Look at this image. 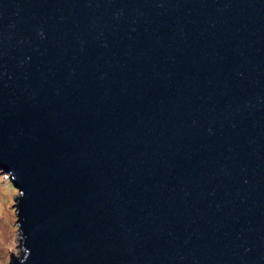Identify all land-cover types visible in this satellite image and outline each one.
<instances>
[{"label":"water","instance_id":"water-1","mask_svg":"<svg viewBox=\"0 0 264 264\" xmlns=\"http://www.w3.org/2000/svg\"><path fill=\"white\" fill-rule=\"evenodd\" d=\"M10 264H264V0H0Z\"/></svg>","mask_w":264,"mask_h":264},{"label":"rangeland","instance_id":"rangeland-1","mask_svg":"<svg viewBox=\"0 0 264 264\" xmlns=\"http://www.w3.org/2000/svg\"><path fill=\"white\" fill-rule=\"evenodd\" d=\"M7 176L0 172V264H10L12 257L23 255L15 208L19 191Z\"/></svg>","mask_w":264,"mask_h":264},{"label":"built area","instance_id":"built-area-1","mask_svg":"<svg viewBox=\"0 0 264 264\" xmlns=\"http://www.w3.org/2000/svg\"><path fill=\"white\" fill-rule=\"evenodd\" d=\"M7 178H10L9 176H7Z\"/></svg>","mask_w":264,"mask_h":264}]
</instances>
